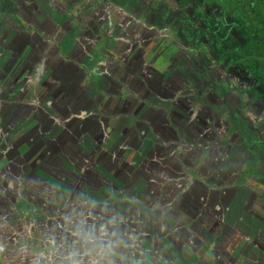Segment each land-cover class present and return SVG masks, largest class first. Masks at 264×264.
<instances>
[{
    "label": "rangeland",
    "instance_id": "rangeland-1",
    "mask_svg": "<svg viewBox=\"0 0 264 264\" xmlns=\"http://www.w3.org/2000/svg\"><path fill=\"white\" fill-rule=\"evenodd\" d=\"M27 1L0 0V68L7 67L4 66L5 55L15 58L24 47L33 44L39 62H46L45 70L49 72V77L44 78L46 96L41 101L55 102L65 108L56 110L59 119L56 114L50 115L59 121L62 128L58 134L62 132V136L59 140L47 138L42 146L36 139L38 128L40 133L42 130L48 133L49 129L40 117L36 122L27 119L34 110L30 101L17 96L20 99L17 103L14 95L0 94V109L7 100L17 103L11 106L12 120L1 113L6 119L1 123L8 140L0 143V264H73V261L92 264L93 260H99L100 264H109V261L111 264H191L195 256L202 264H250L253 256L264 261L262 213L251 227L234 228L216 237L211 235L214 229L210 231L211 236L198 237L189 230H183L184 236L160 231L161 223H169L164 214L143 212L145 215H142L139 204L133 202L153 190H127L125 186L132 173L130 153L121 149L125 144L129 147V141L125 140L127 134L124 137L121 133L130 134L134 130H126L127 124L123 121L114 129L115 138H110L105 130L106 114L111 112L114 116L115 110V116L122 113L125 116L138 100H161L142 83L140 76L155 73L156 67L160 75L159 72L174 68L181 75L172 79H176L175 84L184 85L180 90L185 88L195 104L198 99L205 100L213 105L212 110L219 106L216 112L220 117L233 119L236 116L235 122L241 127L239 132H245L243 138H247L249 144L252 136L248 130L255 127L258 135L254 136L264 149V99L261 95L254 98L248 94L243 68L226 67L224 61L219 60L224 49L231 50L232 46L226 44L214 51L206 45L199 46V40H192L189 34L186 41L174 35L165 36V26L159 28V24L164 23L162 18L175 15L179 7L162 5V18L160 15L157 18L156 14L144 18L141 15L144 0H31L30 7L26 6ZM42 18H48L49 31L44 21L42 25ZM78 19L84 26L77 24ZM26 20L30 26L43 30L45 36L24 35L21 25ZM75 22L78 28H73ZM56 24L62 26L57 33ZM75 34L77 39L72 43L69 38ZM59 36L62 47L57 44ZM255 73L250 72V75L254 78ZM86 76L94 80L93 98L87 94L90 83ZM202 87L207 92L200 98ZM214 89L219 90V96L214 97ZM259 89L264 90V87ZM2 90L0 88V92ZM193 108L198 109L197 105H191ZM237 109L243 112L241 118ZM23 129L27 133L21 134ZM87 137L91 140L85 142ZM27 146L36 150L34 155L27 152ZM48 146H53V152L66 158L62 165L51 164L49 170L44 163L38 165L34 161L41 148ZM8 154L13 155L12 177L7 173L11 169H1V162ZM105 159H108L106 168L100 164L97 167L98 161ZM89 164L93 165L88 167L90 170L82 172ZM123 168L127 172H123ZM261 170L264 171V160L259 163V174L251 172L253 180L258 178L262 184L264 172ZM57 171L60 176L55 178ZM2 174L9 177L4 179ZM72 180L78 190L72 187ZM90 191L99 192L100 198L114 194L111 201L122 195L132 196V199L128 198L126 204L119 200L114 208L101 202L94 206L91 199H86L85 194ZM101 249L105 250L103 258Z\"/></svg>",
    "mask_w": 264,
    "mask_h": 264
},
{
    "label": "crops",
    "instance_id": "crops-1",
    "mask_svg": "<svg viewBox=\"0 0 264 264\" xmlns=\"http://www.w3.org/2000/svg\"><path fill=\"white\" fill-rule=\"evenodd\" d=\"M156 69L155 73L140 77L161 100H138L130 115L115 116L114 110V116L111 112L106 114L104 122L110 138L116 137L114 129L120 127V121L127 124L126 130H134L130 134L121 133L124 137L127 134L125 140L129 141V147L125 144L121 149L130 153L132 173L124 185L127 190H153L138 201L133 200L134 204H139L142 215H145L143 212L164 214L169 223H161L160 231H170L169 235L175 236H184L183 230H189L196 237H216L234 228L244 230L242 227L256 224L264 209H259L257 191L249 182L260 183L258 178L253 180L251 172L259 174L264 149L254 136L255 127L248 130L252 136L249 144L243 138L245 132H239L241 127L235 122L236 116L220 117L216 112L219 106L212 110L210 102L199 99L195 104L185 88L180 90L184 85H177L176 79H172L181 75L178 69L169 68L159 72L161 75ZM212 92L214 97L219 96V90ZM191 105H197L198 109L192 110ZM123 110L127 111L125 107ZM122 171L127 172L126 168ZM128 198L132 196L122 195L120 202L126 204ZM212 229L214 232L210 235Z\"/></svg>",
    "mask_w": 264,
    "mask_h": 264
},
{
    "label": "trees",
    "instance_id": "trees-1",
    "mask_svg": "<svg viewBox=\"0 0 264 264\" xmlns=\"http://www.w3.org/2000/svg\"><path fill=\"white\" fill-rule=\"evenodd\" d=\"M261 1V0H259ZM255 2L257 3L256 6L259 8L260 12H259V16H260V20L258 22V20L256 19L254 22L252 20L251 23L253 24H258V27H246L245 24L243 25L242 23V17H237L238 21H240V23L238 24V27L234 28L232 27H228L225 29L226 34H229L230 36L232 35V31L234 29H236V33H237V37L234 39H228L227 40V45H231L232 49L231 50H227L224 49V55L219 57V60L221 62L224 61L226 67L229 66H238L243 68V78L249 88V95H252L254 98H256L255 95H261L262 98L264 99V90H260L259 88L264 87V27L261 26V24H264V0L261 2ZM27 7H30L32 5V1L28 0L26 3ZM27 16V15H26ZM25 16V17H26ZM29 16V14H28ZM28 16L26 18H28ZM253 16V15H250ZM24 18V19H26ZM30 18V17H29ZM22 19V21L24 20ZM251 21V17L249 18ZM42 25H45L42 21H44L46 23V31H49V27H48V23L46 20H48V18H42L40 19ZM78 21V22H77ZM78 25H82L84 26V22H82L81 19L76 20ZM76 22L73 24V26H75ZM62 28L61 25L56 24L54 30L57 32L60 31V29ZM73 28H78V26H75ZM57 29V30H56ZM21 31L24 35L31 37V36H35L36 34H41L43 36H45V32H43V30H41L40 28L37 30L35 26L32 27V25L30 26L29 20L25 23H22L21 25ZM218 31V29H217ZM215 34H218L216 32H214ZM225 33V32H224ZM229 35H227V37H229ZM60 37V36H59ZM58 42L57 44L59 45V47L61 46V42L62 40L61 37L58 38ZM77 39V36L75 34V36H70L69 41L72 43H75ZM33 45V44H32ZM31 44H28L26 47H24L21 51H19V54L16 55V57L14 58L12 55L9 56L10 54H7L4 56V61L6 60L7 63L4 64V68H0V88H2L3 90L0 92V94L2 93L3 95H14V97H16L15 99H18L17 96L21 97V98H25V101H30V105L33 107L34 106V110L30 112V114L28 115L27 119L31 120V122H36L39 117L41 118L40 121H44V123L46 124V126L48 127L47 129H49V132H44L42 130V133H40V127L38 128L39 132L36 134L37 137L36 139L40 141L42 145L47 141V138H57L58 140L60 139V134H58L59 131H61L60 128H62L59 124V121L57 119H59L58 115L55 113L56 110H64L65 106L60 107V105H58L55 102H50L48 100L41 101V98H44L45 95V91H44V78L49 77V72H46L45 70V64L46 62H39V56L37 54H35L34 52V46H32ZM205 45V41H199V46H203ZM30 47V48H28ZM211 50L214 51H218L220 50V48L214 49L212 46ZM63 49V48H62ZM67 47L63 50L62 53L65 54ZM236 55L238 58H236ZM235 56V58H234ZM7 58H9V61L7 60ZM35 59V61L31 62L32 59ZM216 61V62H219ZM256 71V75L253 78L250 75V72H254ZM54 76V74H52ZM246 76V78H245ZM87 79L89 80V89L87 94L89 96H91V98H93L94 96V80L92 81V78L90 76H86ZM89 77V78H88ZM93 82V83H92ZM21 83H24V85H22ZM43 84V85H42ZM259 91V92H258ZM263 91V93H262ZM206 88L202 87L201 91L199 92L200 96H203L205 94ZM258 92V93H257ZM247 94V93H246ZM45 95V96H44ZM8 96V97H9ZM8 99V98H7ZM20 99H18L17 103L19 102ZM35 103H33V102ZM76 101V99H75ZM3 103V102H2ZM17 103L14 102H9L7 100V103L3 106H1L0 109V143L2 144L4 141H7L8 138L5 137L4 132H3V124L1 123V121H6V119L4 117L1 116V113L4 114V116H7V118H9L8 120H12L10 118L11 116V106L12 105H17ZM7 106V107H5ZM63 108V109H61ZM96 108L99 109V107L97 106ZM53 114H56V118L53 119L50 115L53 116ZM99 113L97 112V115ZM75 118V117H73ZM72 118V119H73ZM71 119V120H72ZM7 120V123H8ZM66 122V120H64ZM5 130V129H4ZM64 130V129H63ZM64 132V131H63ZM21 134L23 133H27V130H21L20 131ZM64 138H65V134L63 133ZM59 136V137H58ZM41 137V138H40ZM6 138V139H5ZM67 138V137H66ZM91 139L89 137L86 138L85 142L90 141ZM43 146V145H42ZM53 146H48L45 148H41V150L38 152V155L36 156L34 160L36 164L40 165L42 163H44L45 167H47V170H49V166L51 164H54L55 162H57V165H62L65 161L66 158H64L63 155H61L58 152H53L55 150L54 146L53 148H51ZM118 148V146H117ZM12 152L14 150H11ZM36 150L34 149H28L27 146V152L30 153L31 155H34V152ZM38 151V150H37ZM58 153V154H56ZM104 154V153H103ZM27 158V157H26ZM32 158V157H31ZM13 159V155L8 154L5 155V158L2 160V164L1 166H3L4 169H11V171H8L7 173H11L9 174L11 177L14 174V165L13 162H11ZM42 159V160H41ZM109 159V157H108ZM107 159V160H108ZM106 159L104 161H102L101 163H97V167L100 165L103 166V168H106V165L108 164V161ZM93 162V160H92ZM8 164V165H7ZM5 165H7V167H4ZM94 165V163H93ZM92 165V166H93ZM90 164L86 167V170H82V172H87V170H90V168L92 167ZM88 167H90L88 169ZM4 176V179H7L9 176L6 177L5 174H2ZM60 173L57 171L55 174V178L59 177ZM58 180H62V179H58ZM71 181V180H70ZM71 185H73L72 187H74V190H78L79 187H77V184H75V181L72 180ZM249 183H251L256 189V193L258 195L257 197V204L259 209H264V186L261 183H254L252 181H250ZM75 184V185H74ZM103 187L107 188L106 185H103ZM102 187V188H103ZM98 188V187H97ZM90 194H85L87 196V200L91 199L92 200V204L95 205H99L100 202L103 205H107L108 207H113L115 205V202L121 200V196L116 197V198H112L111 201V197L114 196V194H111L110 197L106 196L105 198H100L99 192L96 191H90L88 192ZM112 193V192H111ZM102 196V195H101ZM108 197V199H107ZM112 208V209H113ZM112 213H115V210H113ZM110 213V214H112ZM264 214V213H262ZM210 250L211 247H208V255H210ZM197 256H195L194 258L192 257V262L191 264H202V262H199L198 259H196ZM255 259V260H254ZM250 260V259H249ZM250 264H264V261L259 259L258 256H253V261L250 260Z\"/></svg>",
    "mask_w": 264,
    "mask_h": 264
},
{
    "label": "flooded vegetation",
    "instance_id": "flooded-vegetation-1",
    "mask_svg": "<svg viewBox=\"0 0 264 264\" xmlns=\"http://www.w3.org/2000/svg\"><path fill=\"white\" fill-rule=\"evenodd\" d=\"M259 0H144L141 5V15L148 18L150 14H156V17L162 18L163 6L167 8L179 7L180 10L171 15L168 19L162 18L164 21L161 26H165V36L174 35L177 38L186 41V34L192 40L205 41L206 47L211 50L226 45L228 39L237 37L236 29L232 31V35L227 37L225 29L228 27H238L240 21L237 17H242V23L246 27H258V24L251 23L257 19L259 22L260 10L256 6ZM263 1V0H261ZM259 1V2H261ZM160 2V3H159ZM155 3V4H154ZM160 5V7H159ZM253 15V16H250ZM142 17V16H141ZM251 17V21L250 18ZM256 18V19H254ZM264 27V24H261ZM218 29V31H217ZM214 32L218 33L215 34ZM225 32V33H224ZM211 52V51H210Z\"/></svg>",
    "mask_w": 264,
    "mask_h": 264
},
{
    "label": "clouds",
    "instance_id": "clouds-1",
    "mask_svg": "<svg viewBox=\"0 0 264 264\" xmlns=\"http://www.w3.org/2000/svg\"><path fill=\"white\" fill-rule=\"evenodd\" d=\"M101 231L103 233L104 229L102 228ZM109 247H111V246H109ZM104 255H105V250L104 249H101V252H100L101 258H103ZM73 264H80V262L73 261ZM92 264H100V261L99 260H93L92 261ZM109 264H111V261H109Z\"/></svg>",
    "mask_w": 264,
    "mask_h": 264
}]
</instances>
